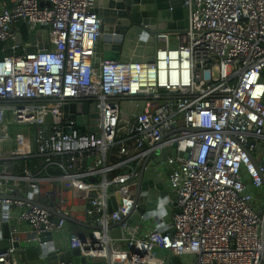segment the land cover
<instances>
[{
	"label": "built area",
	"instance_id": "built-area-1",
	"mask_svg": "<svg viewBox=\"0 0 264 264\" xmlns=\"http://www.w3.org/2000/svg\"><path fill=\"white\" fill-rule=\"evenodd\" d=\"M10 2L0 7V41L14 39L21 19L30 32L46 30L48 48L27 53L22 42L21 53L0 59V195L40 203L42 195L44 206L73 216L50 198L63 186L83 193V214L97 228L70 233L65 244L89 263L164 264L177 256L182 264H264V0H182L187 26L154 34L152 63L98 59L96 66L102 20L94 0ZM135 96L155 100L123 118L116 99ZM80 99L94 103L86 114L96 116L79 125L84 113L63 107ZM9 126L34 136L3 150ZM172 145L158 167L170 171L178 212L143 233L135 222L109 227L125 214L145 155ZM53 184L59 193L42 190ZM111 194L122 204L108 213ZM0 203L18 210L33 245L52 242L40 238L66 226L32 202ZM12 255L13 248L0 250V264Z\"/></svg>",
	"mask_w": 264,
	"mask_h": 264
},
{
	"label": "water",
	"instance_id": "water-1",
	"mask_svg": "<svg viewBox=\"0 0 264 264\" xmlns=\"http://www.w3.org/2000/svg\"><path fill=\"white\" fill-rule=\"evenodd\" d=\"M0 5L12 6L10 0H0ZM93 5V10L99 14L102 20V36L96 45L95 66L98 64V59L152 63L155 48L154 34L182 31L187 26V9L182 5V0H94ZM13 25L18 26V31L15 33L14 39L0 41V59L4 56L21 53L22 42L28 44L25 49L27 53L35 51L36 48L47 50L45 29L38 28L30 32L26 23L21 19L16 20ZM14 44L17 45V48L12 50L10 47ZM116 100L120 102L122 117L132 120L142 111L146 101L155 99L149 96H135ZM158 100H164V98ZM88 102L86 99H80L64 105L63 108L64 111L71 113L83 112L84 115H77L75 120L79 125L85 124L87 116H96L93 113L86 114V112L95 110L94 103ZM89 130L96 132L97 128L91 127ZM259 147H256V151L259 150ZM173 154L174 145L145 155L139 166L138 174L128 184L133 186L128 208L125 214H120V220L112 223L109 227H115L122 221L129 224L140 223L141 225L152 221L155 226L160 228L162 224L168 222L172 212H178V208L175 206L176 192L167 186V175L170 171L166 170L163 176L160 174V167H158L160 161H165L168 156ZM250 158L256 165L255 159L252 156ZM51 170L55 173L59 171L58 169ZM89 181L95 182L96 177H91ZM6 199H21L46 208L51 212L55 221L58 218H63L78 227L97 228L65 213L51 210L40 202L30 201L26 197L13 194L0 195V200ZM33 199H37L36 195ZM1 207L4 213L0 214V221H7L5 212L8 209L14 210V207L0 203V211ZM117 208V197L111 194L107 212L110 213ZM51 239L49 234H45L40 238V241ZM9 248H13L12 256L16 264H89L88 257L80 256L78 248L69 249L66 245H55L51 241L45 245H33L26 240L12 239L9 227L3 223L0 225V250ZM164 264L182 263L179 257L170 256Z\"/></svg>",
	"mask_w": 264,
	"mask_h": 264
},
{
	"label": "crops",
	"instance_id": "crops-1",
	"mask_svg": "<svg viewBox=\"0 0 264 264\" xmlns=\"http://www.w3.org/2000/svg\"><path fill=\"white\" fill-rule=\"evenodd\" d=\"M0 7H1V5H0ZM29 132L30 131L27 129L20 130L19 136L21 138H25L24 137L25 135L31 134ZM10 149L11 148L9 147V150ZM159 170H160L161 175H165L166 170L164 172H163V168L159 169ZM56 193H59V192H56ZM56 195H58V197L56 199L52 198L54 195L50 199L53 201H56V202H62L63 209L64 210L67 209L66 211L72 212L75 219H78V220H80V221H82L88 225H91L88 221L90 219L83 214V210L86 207V205L88 204V198L83 193L75 191L69 187L63 186L62 191ZM20 196H22V194ZM40 201L43 203L46 201V198H44L42 196V200L40 199ZM17 211H18L17 209L9 210L8 216H7V221H0V225H2L4 223L9 227V232H10L11 238L27 241V239L24 237L26 236L25 234H27V233H25V231H27L28 225L25 221H21L20 219L17 218ZM59 212H61V211H59ZM3 213H4V211L1 207L0 214H3ZM135 224L138 225L139 232L143 233V232L147 231L148 229H150L151 227H153L154 222H152V221L147 222L144 225H141L140 223H135ZM81 228H85V227H78L76 225H72L71 223L66 222V226L63 229L53 233V235H52L53 241L52 242L55 245L65 246L66 245L65 244L66 239L69 236V234L74 233V232L76 233V232L84 231ZM183 260L187 261V260H189V257H185V258H183ZM8 264H16L14 258H11V260Z\"/></svg>",
	"mask_w": 264,
	"mask_h": 264
},
{
	"label": "rangeland",
	"instance_id": "rangeland-1",
	"mask_svg": "<svg viewBox=\"0 0 264 264\" xmlns=\"http://www.w3.org/2000/svg\"><path fill=\"white\" fill-rule=\"evenodd\" d=\"M173 45L174 44H171V46H173ZM8 129H9V137H8V139L7 140H2V142H1V148L2 149L4 148L6 151L9 150V146L11 145L12 142H14V143H18L19 142L20 136H19V133L18 132H20V130H23V127H20L19 128V127L9 126ZM33 136H34V133H31V134L25 135L24 137H30V138H32ZM256 157H257V155H256ZM60 187L61 186L59 184H53V185H50V186L49 185H43L42 190H44L46 188H49L53 192H59L60 191ZM132 188H133V186L132 185H129L128 195H127V200L129 199V202H130L131 196H132ZM57 197H58V195L55 194L52 198L53 199H56ZM40 199L42 200V196H40ZM117 202L120 205L122 204V199L119 196H117ZM155 254L157 256H159V257H163V255L166 254V251H164V250L163 251L156 250L155 251ZM96 262H100V261L99 260H96Z\"/></svg>",
	"mask_w": 264,
	"mask_h": 264
},
{
	"label": "trees",
	"instance_id": "trees-1",
	"mask_svg": "<svg viewBox=\"0 0 264 264\" xmlns=\"http://www.w3.org/2000/svg\"><path fill=\"white\" fill-rule=\"evenodd\" d=\"M261 79L264 80V71L261 74ZM264 102V101H263ZM33 132V131H32ZM22 160H18L17 163H22Z\"/></svg>",
	"mask_w": 264,
	"mask_h": 264
},
{
	"label": "bare ground",
	"instance_id": "bare-ground-1",
	"mask_svg": "<svg viewBox=\"0 0 264 264\" xmlns=\"http://www.w3.org/2000/svg\"><path fill=\"white\" fill-rule=\"evenodd\" d=\"M20 197H22V196H20ZM62 213V212H61ZM64 213V212H63ZM65 214H67V213H65ZM67 215H69V214H67ZM70 217H73V216H71V215H69ZM74 218V217H73ZM65 220V219H64ZM67 222V221H66ZM68 223V222H67ZM85 228H88V229H91V228H89V227H85ZM52 237V236H51ZM89 264H97V263H89ZM98 264H103V263H98Z\"/></svg>",
	"mask_w": 264,
	"mask_h": 264
}]
</instances>
